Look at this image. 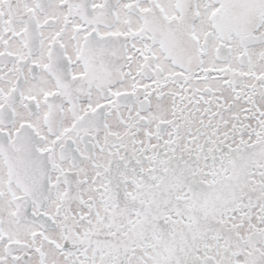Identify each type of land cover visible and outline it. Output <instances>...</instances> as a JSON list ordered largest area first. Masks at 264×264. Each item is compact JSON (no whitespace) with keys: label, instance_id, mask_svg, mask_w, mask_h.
I'll return each mask as SVG.
<instances>
[{"label":"snow or ice","instance_id":"6c2138e0","mask_svg":"<svg viewBox=\"0 0 264 264\" xmlns=\"http://www.w3.org/2000/svg\"><path fill=\"white\" fill-rule=\"evenodd\" d=\"M0 264H264V0H0Z\"/></svg>","mask_w":264,"mask_h":264}]
</instances>
